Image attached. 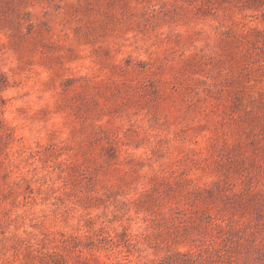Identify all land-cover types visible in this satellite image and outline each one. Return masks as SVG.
<instances>
[{"label": "rangeland", "instance_id": "obj_1", "mask_svg": "<svg viewBox=\"0 0 264 264\" xmlns=\"http://www.w3.org/2000/svg\"><path fill=\"white\" fill-rule=\"evenodd\" d=\"M0 264H264V0H0Z\"/></svg>", "mask_w": 264, "mask_h": 264}]
</instances>
